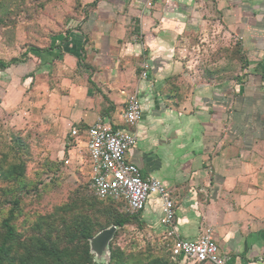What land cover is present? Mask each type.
Wrapping results in <instances>:
<instances>
[{"label": "crops", "instance_id": "crops-1", "mask_svg": "<svg viewBox=\"0 0 264 264\" xmlns=\"http://www.w3.org/2000/svg\"><path fill=\"white\" fill-rule=\"evenodd\" d=\"M81 19L33 53L24 78H63L60 117L85 150L89 126L127 129L125 102L137 93L127 159L166 188L174 218L164 226L152 195L136 220L167 243L168 264H193L171 257L175 237H209L230 264H264V0H95ZM221 41L246 62L231 81L217 78ZM205 42L217 72L208 80L190 74L189 51Z\"/></svg>", "mask_w": 264, "mask_h": 264}, {"label": "rangeland", "instance_id": "rangeland-1", "mask_svg": "<svg viewBox=\"0 0 264 264\" xmlns=\"http://www.w3.org/2000/svg\"><path fill=\"white\" fill-rule=\"evenodd\" d=\"M94 1L0 0V60H20L0 72V235L2 221L12 208L10 202L17 200L12 264L22 259L18 257L24 251L31 252L36 241L78 247V241L70 242L68 237L82 215L96 226L84 246L92 264L169 262L167 243L138 220H129L121 228L115 225L127 215L123 202L100 201L90 193L84 138L70 137L60 117L68 91L63 78H24V63H31L33 53L58 46L54 39L78 26ZM221 42V50L215 54L221 61L217 78L231 81L240 76L246 62L237 44L229 47ZM199 48L189 51L190 74L206 80L212 74L217 76L208 61L212 56L206 58L207 43ZM10 171L13 176L5 179ZM91 202L97 203L95 208ZM110 227L115 232L97 256L91 241ZM76 252L82 254L83 249ZM75 261L82 263L79 257L71 258L70 263Z\"/></svg>", "mask_w": 264, "mask_h": 264}, {"label": "built area", "instance_id": "built-area-1", "mask_svg": "<svg viewBox=\"0 0 264 264\" xmlns=\"http://www.w3.org/2000/svg\"><path fill=\"white\" fill-rule=\"evenodd\" d=\"M141 78H147L148 66L142 65ZM141 102L136 92L127 96L122 119L125 130L94 124L83 130L89 164V191L98 199H113L124 202L126 212L140 213L150 196L161 201L163 224L171 228L174 218L173 203L162 183L153 178H144L139 168L128 161L127 154L136 144V136L130 131L141 120ZM72 129L70 137H77ZM171 257L182 258L193 264H230L218 253V248L209 237L195 242L174 238Z\"/></svg>", "mask_w": 264, "mask_h": 264}, {"label": "trees", "instance_id": "trees-1", "mask_svg": "<svg viewBox=\"0 0 264 264\" xmlns=\"http://www.w3.org/2000/svg\"><path fill=\"white\" fill-rule=\"evenodd\" d=\"M93 5V4H92ZM91 7V6H90ZM66 39V38H65ZM48 51V50H45ZM43 51V52H45ZM20 63L19 59H12L9 62H4L0 60V72H3L4 70L8 69L10 65ZM259 72L262 73L264 77V62L259 65ZM87 129V128H86ZM14 172L10 171L7 172L5 175V179H9L13 176ZM100 201H115L113 199H98ZM12 204V208L9 212V215L3 219L1 228L3 232L0 235V264H12L13 259L11 256V251L14 246V240H15V228L13 226L14 222V212L18 206V201L14 200L10 202ZM92 208L96 206L97 203L91 202ZM127 213V212H126ZM81 214V213H80ZM137 214H129L123 218H120L118 221H115V225L117 227H123L126 225L129 220H136ZM87 218L86 216H79L77 221L75 222V228L71 235H69L68 240L70 242L78 241L79 246L73 249L69 248H60L57 247L54 243L51 242H42V241H36L34 243V246L30 249L31 252H25L24 254L18 258L22 259L17 262V264H69L71 258L73 257H79V259H82V263L84 264L89 262L91 263V257L87 253V248L85 246L87 238L92 236L94 233V230L96 228L95 223L93 221L86 222ZM81 247L83 249L82 254H79L76 252V250ZM29 251V250H26ZM27 253L26 256H24ZM24 257V258H23ZM112 259H114V256L112 255ZM70 264H80L79 262H72Z\"/></svg>", "mask_w": 264, "mask_h": 264}, {"label": "water", "instance_id": "water-1", "mask_svg": "<svg viewBox=\"0 0 264 264\" xmlns=\"http://www.w3.org/2000/svg\"><path fill=\"white\" fill-rule=\"evenodd\" d=\"M114 232L115 227H110L108 229L102 230L91 241L92 248L96 251L97 256L101 255L102 250L105 249Z\"/></svg>", "mask_w": 264, "mask_h": 264}]
</instances>
